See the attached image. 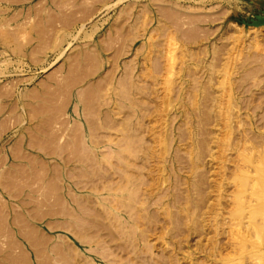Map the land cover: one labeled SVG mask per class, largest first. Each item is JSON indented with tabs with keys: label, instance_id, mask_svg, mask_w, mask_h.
<instances>
[{
	"label": "rangeland",
	"instance_id": "1",
	"mask_svg": "<svg viewBox=\"0 0 264 264\" xmlns=\"http://www.w3.org/2000/svg\"><path fill=\"white\" fill-rule=\"evenodd\" d=\"M260 0H0V264H264Z\"/></svg>",
	"mask_w": 264,
	"mask_h": 264
},
{
	"label": "water",
	"instance_id": "2",
	"mask_svg": "<svg viewBox=\"0 0 264 264\" xmlns=\"http://www.w3.org/2000/svg\"><path fill=\"white\" fill-rule=\"evenodd\" d=\"M264 22V18H260L255 24H261V23H263Z\"/></svg>",
	"mask_w": 264,
	"mask_h": 264
},
{
	"label": "bare ground",
	"instance_id": "3",
	"mask_svg": "<svg viewBox=\"0 0 264 264\" xmlns=\"http://www.w3.org/2000/svg\"><path fill=\"white\" fill-rule=\"evenodd\" d=\"M260 1H262V2H259V3L262 4V5L264 6V0H260Z\"/></svg>",
	"mask_w": 264,
	"mask_h": 264
}]
</instances>
